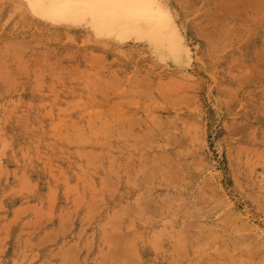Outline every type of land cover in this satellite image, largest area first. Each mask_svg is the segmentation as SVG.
<instances>
[{
  "label": "rangeland",
  "instance_id": "obj_1",
  "mask_svg": "<svg viewBox=\"0 0 264 264\" xmlns=\"http://www.w3.org/2000/svg\"><path fill=\"white\" fill-rule=\"evenodd\" d=\"M165 2L191 50L193 77L176 84L168 66L165 78L152 70L143 45L92 43L36 19L21 1L0 0V264H264V241L234 213L264 226V189L250 180L264 166V0ZM88 73L100 76L93 85ZM75 99L89 105H69ZM98 110L113 134L82 138L85 115ZM210 169L226 194L211 193ZM235 231L243 242L234 250Z\"/></svg>",
  "mask_w": 264,
  "mask_h": 264
},
{
  "label": "bare ground",
  "instance_id": "obj_2",
  "mask_svg": "<svg viewBox=\"0 0 264 264\" xmlns=\"http://www.w3.org/2000/svg\"><path fill=\"white\" fill-rule=\"evenodd\" d=\"M6 1H10V2H15V1H21L23 4H25L26 6H27V8H28V10L32 13V11L30 10V8H29V6H28V3H29V0H6ZM158 2L159 3H161L163 6H164V9H165V11L167 12V17L166 18H157L156 19V22L154 23V24H152V25H143V26H141V27H139V28H137V29H131V28H121V29H117V30H113V31H109V32H107L106 34H102V35H98L97 34V31H96V29H95V27H94V25L92 24V22L91 21H89V22H87V23H77V22H53V21H51V20H48V19H45V18H42L41 16H37V15H34L33 13H32V16L33 17H35L36 19H38V20H40V21H42V22H44V23H46V24H49V25H52V26H55V27H60V26H64V27H67V28H72V29H77V30H81L82 32H84V33H86V38H88V41L89 42H92V43H96V44H98V43H109V44H111L112 46H114V47H118V48H120V47H123V46H125V45H128V44H134V45H143L144 47H146V49H148V53H149V55H150V63L151 64H149L150 65V67L152 68V70L154 71V72H156L157 73V75H160L162 78H165L166 76L164 75V74H167V75H169V72L167 71V67H165L164 65H166V66H168V68L169 69H171L172 71L170 72V73H172V74H176V75H178V76H170L168 79H167V81H169V82H174L175 84H176V82H179L180 81V79H177V77H179V78H182V79H190V78H192L193 77V74H192V72L190 71V67H189V63H190V58H191V50H190V48H189V46H188V44L186 43V41H185V37H184V35H183V33H182V31H181V29H180V27H179V25H178V23H177V21H176V19H175V16H174V14H173V12H172V10H171V8L168 6V4L165 2V0H158ZM20 4V3H19ZM15 5H17V4H15ZM18 6V5H17ZM15 7V6H14ZM19 7V6H18ZM24 13V12H23ZM30 13V14H31ZM25 14V13H24ZM31 19V18H30ZM143 49V48H142ZM145 49V48H144ZM121 50V49H120ZM91 53V52H90ZM93 55H95V53L93 54ZM92 55V56H93ZM262 55V54H261ZM90 56V55H89ZM101 56V57H100ZM95 57V58H94ZM93 58L94 59H96V56H93ZM100 58H102V55H99V60H100ZM98 60V59H97ZM192 60V59H191ZM94 61V60H93ZM87 62V61H86ZM94 63H95V61H94ZM158 66H160V67H158ZM158 67V68H157ZM86 70V69H85ZM84 70V71H85ZM99 70V69H98ZM86 72H89V73H91L92 71H86ZM88 73V76L90 75ZM147 73H149V72H147ZM146 74V73H145ZM144 74V75H145ZM91 76H92V78H91ZM97 75H95V77H96ZM117 76V75H116ZM53 77V76H52ZM85 77H87V73L85 74ZM100 76H98L97 78H96V80L99 78ZM129 77V76H128ZM135 77V76H134ZM133 77H131V79H132ZM137 78V77H136ZM136 78H134V81H135V79ZM91 79V81H90V83L92 84L93 82L92 81H94L95 80V78L93 77V75H90V78H89V80ZM159 79V78H158ZM88 79H86L84 82H85V86H86V84H88V82H89V80L87 81ZM96 80H95V82H96ZM139 82H141V80H140V78H138L137 79ZM165 80V79H164ZM105 81H106V78H105ZM110 81H114V80H110ZM130 81V80H129ZM143 81V80H142ZM159 81H161L162 82V80H158V82ZM115 82V81H114ZM184 82V81H183ZM98 83H99V81H98ZM97 83V84H98ZM107 83H108V81H107ZM116 83V82H115ZM163 83V82H162ZM181 83V82H180ZM52 84V83H51ZM94 84V83H93ZM92 84V85H93ZM101 83H99L98 85H100ZM110 85H111V82L109 83ZM124 84H127V81H126V83H124ZM139 84V83H138ZM165 84V83H164ZM172 83H170L169 85H171ZM184 84H186L187 85V82H184ZM191 84V83H190ZM195 84V83H194ZM193 84V85H194ZM84 85V84H83ZM115 86L117 85V84H114ZM168 85V84H167ZM173 85V84H172ZM186 85H184V86H186ZM113 86V85H112ZM111 86V87H112ZM165 86V85H164ZM174 86V85H173ZM180 86V85H179ZM183 85H181V87H182ZM123 87H124V85H123ZM123 87H122V89H123ZM160 87H162V85L160 86ZM169 87V86H168ZM125 88V87H124ZM164 87H162V88H160V89H163ZM165 88H167V87H165ZM170 88V87H169ZM178 88H180V87H178ZM89 89V88H88ZM115 89V88H114ZM129 89V91H130V88H128ZM132 90L133 89H135V88H131ZM146 89V88H145ZM168 89V88H167ZM171 89V88H170ZM52 90H53V87H52ZM119 90V89H118ZM131 90V91H132ZM165 90V89H164ZM120 91V90H119ZM119 91H116V92H119ZM124 91H126V90H124ZM152 91V90H151ZM169 91V90H168ZM135 92V91H134ZM56 94L57 93H55V96H56ZM177 94V93H176ZM175 94V95H176ZM87 95V94H86ZM173 96H174V94H172ZM177 95H179V94H177ZM172 96V97H173ZM181 96V95H180ZM183 96H185V94L183 95ZM106 97H107V95H106ZM186 97V96H185ZM188 97V96H187ZM190 97V96H189ZM53 98H55V97H53ZM81 97H80V95H79V99H80ZM78 99V98H77ZM128 99V98H127ZM190 99H192V98H190ZM54 100V99H53ZM76 100V99H75ZM119 100H125V99H120L119 98ZM119 100H117V101H119ZM129 100V99H128ZM71 101V100H70ZM74 101V100H73ZM72 101V102H73ZM78 100H76V101H74V102H76V103H72V104H69V105H74L75 107H76V105L78 106L79 104H81V106H82V104H83V102L84 101H78ZM120 101V102H121ZM45 102V101H44ZM43 102V103H44ZM86 102H89V101H86ZM92 103H93V101H91ZM124 102H126V101H124ZM180 102V101H179ZM42 103V104H43ZM71 103V102H70ZM85 103V102H84ZM116 104H115V106L117 107V103H119V102H115ZM40 104H41V102H40ZM44 104H46V103H44ZM66 104H67V102H66ZM68 105V104H67ZM87 105H89V104H83V107L84 106H87ZM112 106L114 105L113 103L111 104ZM119 105H120V103H119ZM118 105V106H119ZM58 106V105H57ZM65 106V105H64ZM74 106H68V108L67 107H61V109L62 110H66V109H68L69 111H70V108L69 107H71V108H73ZM80 106V107H81ZM112 106H110V107H112ZM51 107V106H50ZM79 107V106H78ZM58 108H60V106L58 107ZM64 108V109H63ZM121 109V108H120ZM59 110V109H58ZM95 110H97V109H95ZM107 110V109H106ZM106 110H104V111H106ZM50 111H51V109H50ZM61 111V110H60ZM88 111H90V110H88ZM104 111H100V113H99V110L97 111V113H99V114H94V113H90V114H88V115H85V123H86V128L84 129V130H82V132L83 133H81V131H79V130H77V131H75V132H80L81 134H82V138L85 136V137H87L88 135H92L93 133H91V129H94V130H98L100 133V135L103 133H105L106 132V134H107V132H108V134L109 135H107V136H109V138H110V136L113 134V133H110V132H112V130L110 131H108V127L110 126L109 125V122H108V120H106L105 118H103V116H104V114L103 115H101ZM108 111V110H107ZM57 112H59V111H57ZM68 112V111H67ZM102 112V113H101ZM51 113V112H50ZM150 114V113H149ZM154 115H155V113L153 112V117H154ZM157 116H158V114H156ZM156 115H155V119L154 120H156ZM58 116V115H57ZM102 116V117H101ZM59 117V116H58ZM160 117V115L157 117V119ZM60 118V117H59ZM161 118H162V115H161ZM160 118V121L162 122V119ZM111 120V119H110ZM132 120V119H131ZM151 120V119H150ZM153 120V121H154ZM152 121V123H154L155 124V126L157 125L156 123H158V121L157 122H153ZM126 122V121H125ZM131 122V121H130ZM145 122V124H147L148 123V121H144ZM60 123V124H59ZM62 122H58V124H56V126L58 127V125L59 126H63V124H64V126L63 127H66V125H68V124H65V122L63 123V124H61ZM133 123H135V122H133ZM139 123V122H138ZM69 124H71V123H69ZM118 124V123H117ZM130 124V123H129ZM158 124H161V123H158ZM164 124V123H163ZM55 125V124H54ZM119 125V124H118ZM133 125V124H132ZM131 125V128H133V127H135L136 128V126H132ZM91 126V127H90ZM120 126V125H119ZM117 127V129L119 128H121L120 130H122V131H124L125 129H124V127H125V125L123 126V125H121V127ZM122 126H123V128H122ZM158 126V125H157ZM55 126H53V129H55L54 128ZM62 127V128H63ZM74 127V126H73ZM75 127H78L77 125H75ZM82 127V126H81ZM111 127H112V125H111ZM138 127H140V126H138ZM145 127V126H144ZM148 127H150V126H147V128ZM161 127H162V125H161ZM61 128V127H60ZM72 128V127H71ZM80 128V127H79ZM135 128H133L134 130H135ZM164 128V127H163ZM66 128H63V131L65 130ZM152 128H149L148 130L150 131ZM159 129H161V128H159ZM61 129H59V131H60ZM57 131H58V128H57ZM63 131H61V132H63ZM130 131V130H129ZM142 131V130H141ZM94 132V131H93ZM120 132V131H119ZM118 132V133H119ZM125 132V131H124ZM124 132H122V133H124ZM143 132H145V133H148L147 132V130L146 131H143ZM155 132V131H154ZM165 132V131H164ZM65 133H67L66 131H65ZM64 133V136H67V134H65ZM122 133L120 134V136L122 135ZM126 133V132H125ZM62 134V133H61ZM79 134V133H78ZM144 134V133H143ZM84 135V136H83ZM124 135V134H123ZM121 136V137H123L124 138V136L125 135H127V133L124 135V136ZM137 134H135V133H130L129 134V136H131L133 139H135ZM77 136H79V135H77ZM106 136V135H105ZM80 137H81V135H80ZM69 138V137H68ZM108 138V137H107ZM127 138V137H126ZM80 139V138H79ZM85 139H87V138H85ZM84 139V140H85ZM101 139H103V138H101ZM88 140V139H87ZM98 140V139H97ZM171 140V139H170ZM145 141H147L146 139L144 140V142ZM82 142H84L83 140H82ZM99 142V141H98ZM107 141H105V143H106ZM130 142V141H129ZM109 142H107L106 144L107 145H109L108 144ZM134 143V142H133ZM136 143V142H135ZM134 143V144H135ZM139 144H140V142H139ZM136 145V144H135ZM138 145V144H137ZM103 146H104V144H103ZM2 147V146H1ZM4 147V146H3ZM102 147V146H101ZM37 149V148H36ZM0 150H1V148H0ZM90 150V149H89ZM89 150H84V152L85 153H87ZM104 150V149H103ZM77 151V150H76ZM79 151V150H78ZM175 151V150H174ZM173 151V152H174ZM83 152V153H84ZM91 152H93V151H89L88 153H91ZM169 152H171V151H169ZM184 152V151H183ZM93 153H96V152H93ZM93 153H92V156L90 155V154H88L89 156H91L92 158H93V156L94 157H96V155H101V154H94L93 155ZM175 153H176V151H175ZM76 154V153H75ZM172 154V153H171ZM44 155V154H43ZM79 155V154H78ZM173 155V154H172ZM175 155V154H174ZM85 156H86V154H85ZM159 156V155H158ZM164 156V155H163ZM97 157H100V156H97ZM96 157V158H97ZM108 157H110V156H108ZM173 157V156H172ZM171 157V158H172ZM88 159H89V157H87ZM155 158H157V157H155ZM162 158V157H161ZM164 158V157H163ZM97 159H99V158H97ZM153 159V158H152ZM175 159V158H174ZM90 161H92L91 160V158L89 159ZM96 160V159H95ZM142 160H143V157H142ZM158 160V159H157ZM96 161H98V160H96ZM142 162H144V161H141V163ZM90 163V162H89ZM92 164L94 163V160H93V162H91ZM97 163V162H96ZM95 163V164H96ZM145 163V162H144ZM149 163V162H148ZM147 163V164H148ZM94 164V165H95ZM131 164H133V163H131ZM131 164H129V165H131ZM146 164V165H147ZM160 164V163H159ZM168 163H167V161H166V165H167ZM48 165V164H47ZM89 165V164H88ZM128 165V166H129ZM151 165H153V164H151ZM156 165V164H155ZM155 165H153L154 167H156ZM165 165V166H166ZM76 166V165H75ZM127 166V167H128ZM140 166V165H139ZM163 166V165H162ZM161 166V167H162ZM133 167V166H132ZM137 167H138V164H137ZM158 167V166H157ZM152 168V167H151ZM169 168V167H168ZM150 169V168H149ZM170 169V168H169ZM179 169V168H178ZM216 169V168H215ZM170 170H172V169H170ZM211 170V169H210ZM61 171V170H60ZM110 171V170H109ZM116 170H114V172H115ZM131 171V170H130ZM129 171V172H130ZM151 172V171H150ZM161 172V171H160ZM117 172H115L114 174H116ZM125 173V172H124ZM128 173V172H127ZM126 173V174H127ZM130 173H128L127 174V177H128V175H129ZM144 174V173H143ZM164 174V173H163ZM59 175V174H58ZM117 175V174H116ZM141 175H142V173H141ZM63 176H65V175H63ZM107 175L106 174H104L103 175V178L105 179V182L107 181L106 180V177ZM118 176V175H117ZM137 176V175H136ZM79 177V176H78ZM102 177V176H101ZM130 177V176H129ZM143 177V176H142ZM137 178V177H136ZM135 178V179H136ZM139 178H141L140 176H139ZM139 178H138V180H139ZM81 179V178H80ZM91 179V178H90ZM210 180H211V183L213 184V185H215V188L212 190V192L211 193H213V192H216V191H218L219 193H223V195L224 194H226L225 192H224V189H223V184L221 183V179H220V177H219V175L217 174V172L214 170V169H212L211 170V173H210ZM250 180L252 181V186L253 187H255V188H258V189H260V188H263L264 189V166H262L261 167V169L260 170H257V169H254L253 170V173H252V175H251V177H250ZM93 181V180H92ZM245 181V180H244ZM66 182H67V179H66ZM82 182V181H81ZM104 182V183H105ZM68 183V182H67ZM76 183H77V180H76ZM88 183V182H87ZM138 183V182H137ZM137 183H134V184H137ZM204 183H208L207 181L205 182L204 181ZM139 184H140V182H139ZM93 185H95V184H93ZM71 186V185H70ZM141 186V185H140ZM148 186V185H147ZM66 187V186H65ZM149 187H150V185H149ZM76 188V187H75ZM27 191H28V186H27ZM71 189V188H70ZM21 190H23V189H21ZM30 190V189H29ZM32 190V189H31ZM66 190V189H65ZM74 190V188L73 189H71V191H73ZM75 190H77V189H75ZM262 190V189H261ZM52 191V190H51ZM51 191H50V193H51ZM55 191V190H54ZM57 191V190H56ZM52 194V193H51ZM55 193H53V195H54ZM77 195V194H76ZM81 195V194H80ZM95 195V194H94ZM52 196V195H51ZM148 196V195H147ZM54 197V196H53ZM52 197V198H53ZM75 197V196H74ZM95 197V196H94ZM142 197H144V196H142ZM76 198V197H75ZM228 198V197H227ZM66 199V198H65ZM185 199V198H184ZM75 200V199H74ZM78 200V199H77ZM97 200V199H96ZM137 200H138V197H137ZM141 200L142 199H139L137 202H136V206L137 207H140L141 206ZM151 200V199H150ZM197 200V199H196ZM82 201V200H81ZM81 201L79 202V203H81ZM102 201V200H101ZM204 201V200H203ZM50 202V201H49ZM148 202V201H147ZM146 202V203H147ZM151 202V201H150ZM183 204H184V201L182 202ZM226 203H228V202H226ZM156 204V203H155ZM76 205H78V204H76ZM32 206V205H31ZM149 206V205H148ZM156 206V205H155ZM27 207V206H26ZM77 207V206H76ZM144 207H146V206H144ZM152 207H154V206H152ZM158 207V206H157ZM91 208V207H90ZM149 208V207H148ZM176 208V207H175ZM53 209V208H52ZM136 209V208H135ZM154 209V208H153ZM116 209H114V211H115ZM117 211H118V209H117ZM116 211V212H117ZM126 211V210H125ZM138 211H140L139 209H138ZM149 211V210H148ZM90 212V211H89ZM92 212V211H91ZM116 212H115V214H116ZM159 213V212H158ZM235 213V216H237L239 219H241V221H242V223H243V228H242V230L243 231H247L248 233H250L251 234V236L250 237H252V238H255V239H258V240H262V241H264V226L263 225H261V224H259V222H255V220H253L252 219V217H249V215H243L242 213H240L239 212V214L237 213V212H234ZM246 213V212H245ZM91 214V213H90ZM119 214V213H118ZM91 215H93V214H91ZM184 216V215H183ZM182 216V217H183ZM89 217V216H88ZM112 218V217H111ZM109 219H110V217H109ZM118 219V218H117ZM107 221V220H106ZM191 222V221H190ZM190 222H188L189 224H190ZM117 224V223H116ZM194 224V223H193ZM193 224H191V226L193 225ZM197 225V224H196ZM114 226V225H113ZM187 226V225H186ZM185 226V227H186ZM194 226V225H193ZM121 227V226H120ZM119 227V228H120ZM231 227V226H230ZM235 227V226H234ZM164 228V227H163ZM188 228V227H187ZM195 228V227H194ZM162 229V228H161ZM164 231H165V229H163ZM115 231H117V230H115ZM115 231H112V234L110 233V235H108L109 237H111V235L113 236L114 235V233H115ZM189 231V230H188ZM187 231V232H188ZM104 232V231H103ZM114 232V233H113ZM118 232H119V230H118ZM160 232H161V230H160ZM159 232V233H160ZM187 232L185 233L184 232V230L183 231H181L180 233L182 234V233H185V235L187 234ZM120 233H121V231H120ZM119 233V234H120ZM134 233V232H133ZM116 234V236H117V232L115 233ZM125 235H126V233H124ZM123 233H122V236L124 235ZM128 234V233H127ZM138 234V233H137ZM137 234H136V236H137ZM158 234V233H157ZM157 234L155 235V237L157 236ZM190 234V236H191V233H189ZM201 234V233H200ZM131 235V234H130ZM161 235V234H160ZM160 235H159V237H160ZM211 235V234H210ZM107 236V235H106ZM107 236V237H108ZM126 236H128V235H126ZM132 236H135V234H133ZM206 236H208V235H206ZM243 236V233L242 232H240V231H235V234H230L229 235V237H228V240L230 241L229 242V244L228 245H230L231 243H234V244H236V245H234V250H235V248L238 246V244H239V242L240 241H242L241 239L243 238L242 237ZM104 237H105V235H104ZM115 237V236H114ZM113 237V238H114ZM118 238H119V236H117ZM124 237V236H123ZM129 237V236H128ZM184 237H186V236H184ZM183 237V239H186V238H184ZM190 240H191V238L192 237H189V236H187ZM202 237V236H201ZM112 238V239H113ZM122 237H120V239H121ZM127 238V237H126ZM154 238V237H153ZM178 238V237H177ZM197 238V235H196V237H195V239ZM202 238H204V237H202ZM218 237H216V239H217ZM249 239V237H244V243H245V240H247V239ZM106 239V238H105ZM119 239V240H120ZM125 239V238H124ZM128 239V238H127ZM219 239V238H218ZM225 239V238H224ZM222 240V241H226V240ZM110 240H111V238H110ZM118 241L119 242V240L118 239H114V241ZM121 240H123V239H121ZM120 240V241H121ZM220 240V239H219ZM218 240V241H219ZM111 245H115V244H117V243H113L112 244V242L111 241H109V240H107ZM115 241V242H116ZM201 241V240H200ZM217 241V240H216ZM222 241H220V242H222ZM238 241V242H237ZM108 242H107V244H108ZM125 242V241H124ZM155 242H158V241H155V239H154V241H153V243H155ZM162 241L160 240V243H161ZM219 242V244L220 245H222L223 246V243L221 244ZM243 242V241H242ZM126 243V242H125ZM179 243H181V241H179ZM185 243H187L186 241H185ZM218 243V242H217ZM250 243V242H249ZM124 244V243H123ZM209 244V243H208ZM214 244V243H213ZM110 245V246H111ZM154 245H156V244H154ZM161 245V244H160ZM214 245H216V244H214ZM214 245H213V247H214ZM233 245V244H232ZM249 245V244H248ZM248 245H245V246H248ZM108 246H109V244H108ZM123 246V245H122ZM158 248H161L158 244L156 245ZM210 246V245H209ZM212 246H211V249L213 248ZM70 248H72V246L70 247ZM126 249H127V247H125ZM158 248H156V249H158ZM217 248H219V247H217ZM225 248V247H224ZM239 248V247H238ZM112 249V248H111ZM115 248H113V253H111L112 255L115 253L114 250ZM125 249V250H126ZM179 248H177V250H178ZM127 250H131V252H132V250H133V248L131 249L130 247L127 249ZM126 250V251H127ZM136 250V249H135ZM75 251V250H74ZM74 251H72L71 250V252H68V253H72V252H74ZM118 251H120V250H118ZM122 251H124V250H122ZM128 251V252H129ZM219 251V250H218ZM225 251H226V249H225ZM242 251H244V255H246V254H250L251 252H250V250L249 249H243ZM121 252V251H120ZM67 253V252H66ZM133 253V252H132ZM200 253V252H199ZM228 252H226L225 254L226 255H229V254H227ZM129 255H130V253H128ZM134 255H135V253H133ZM180 254H181V251H180ZM221 254H223V253H221ZM67 255V254H66ZM115 255L116 254H114V258L112 259V260H114V262H115V260H116V258H115ZM125 255H127L126 253H125ZM134 255H132V256H134ZM137 255V254H136ZM68 256V255H67ZM66 256V257H67ZM119 256V255H118ZM181 256V255H180ZM196 256V255H195ZM219 256H220V254H219ZM229 256H231V254L229 255ZM239 256V255H238ZM262 256L264 257V254H262ZM74 257V256H73ZM72 257V258H73ZM127 257H128V255H127ZM136 256H134V260L136 261V259H137V257H138V255H137V257L135 258ZM207 257V256H206ZM205 257V258H206ZM218 257V256H217ZM240 257H242V258H244L243 257V255L242 256H240ZM254 257V256H253ZM77 258V257H76ZM199 259L200 257L197 255L196 257H195V260L196 259ZM202 258V257H201ZM248 258H250L249 256H248ZM248 258H246V259H248ZM129 259V258H128ZM133 259V258H132ZM194 259V258H193ZM202 259H204V257L202 258ZM65 260V259H64ZM75 260V259H74ZM122 260H125V259H122ZM106 261V260H105ZM203 261H205V260H203ZM235 261H236V259H235ZM234 261V262H235ZM242 263L243 264H246L245 263V261L242 259ZM248 261V260H247ZM63 263L64 262H66V261H62ZM103 262H104V260H103ZM124 262V261H123ZM132 262H134L133 260H132ZM206 262V264L208 263L207 261H205ZM231 262H233L232 260H231ZM233 262V263H234ZM62 263V264H63ZM130 262H128V264H129ZM136 263V262H135ZM188 263V262H187ZM192 263H196V261L194 262H192ZM236 263H237V261H236ZM239 263H241V262H239ZM241 263V264H242ZM104 264H105V262H104ZM124 264V263H123ZM189 264V263H188ZM197 264H198V262H197ZM214 264H225L224 263V260H223V257H218L217 258V260H215L214 259ZM235 264V263H234ZM238 264V263H237Z\"/></svg>",
  "mask_w": 264,
  "mask_h": 264
},
{
  "label": "snow or ice",
  "instance_id": "obj_3",
  "mask_svg": "<svg viewBox=\"0 0 264 264\" xmlns=\"http://www.w3.org/2000/svg\"><path fill=\"white\" fill-rule=\"evenodd\" d=\"M32 13L53 22L94 25L97 34L152 25L167 12L158 0H29Z\"/></svg>",
  "mask_w": 264,
  "mask_h": 264
}]
</instances>
